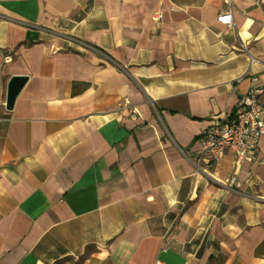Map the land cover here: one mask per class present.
<instances>
[{"label": "crops", "instance_id": "1", "mask_svg": "<svg viewBox=\"0 0 264 264\" xmlns=\"http://www.w3.org/2000/svg\"><path fill=\"white\" fill-rule=\"evenodd\" d=\"M258 85L264 0H0V264H264V137L197 154Z\"/></svg>", "mask_w": 264, "mask_h": 264}, {"label": "built area", "instance_id": "2", "mask_svg": "<svg viewBox=\"0 0 264 264\" xmlns=\"http://www.w3.org/2000/svg\"><path fill=\"white\" fill-rule=\"evenodd\" d=\"M231 10L221 13L218 22L230 26ZM11 58L8 57L7 60ZM264 137V85L253 87L226 119H213L197 140L199 171L211 174L228 155L236 168L257 160L260 140ZM234 180V179H233ZM156 264H167L159 259Z\"/></svg>", "mask_w": 264, "mask_h": 264}, {"label": "water", "instance_id": "3", "mask_svg": "<svg viewBox=\"0 0 264 264\" xmlns=\"http://www.w3.org/2000/svg\"><path fill=\"white\" fill-rule=\"evenodd\" d=\"M29 78L27 76L12 77L8 85L6 108L13 110L18 97L26 86Z\"/></svg>", "mask_w": 264, "mask_h": 264}]
</instances>
